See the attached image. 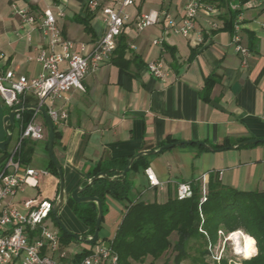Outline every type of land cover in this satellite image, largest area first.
Returning <instances> with one entry per match:
<instances>
[{"label":"crops","instance_id":"crops-1","mask_svg":"<svg viewBox=\"0 0 264 264\" xmlns=\"http://www.w3.org/2000/svg\"><path fill=\"white\" fill-rule=\"evenodd\" d=\"M87 1L0 0V71L13 69L27 77L41 72V64L33 56L46 45V39L35 23L23 25L16 8H28L36 15L46 9H62L65 16L58 17V25L63 35L91 48L105 32L106 23L101 6L91 9ZM181 2L135 0L126 8L131 20L122 33L128 41L127 65L109 60L84 76V89L72 88L68 99L47 100L48 105L68 112L65 121L55 122L54 152L65 178L66 202L59 214L70 231L89 234V225L75 212L78 205L71 193L96 171L117 177V170L125 168L130 157L174 141H204L215 147L264 138V0H252V6L241 9L243 43L249 46V32L257 38V49L246 58L235 51L232 33L222 29L226 7H217V3H213L215 13L203 9L197 16L196 32L201 33L202 41H197L196 35L188 38L173 32L168 19L137 28L138 17L154 10L167 9L179 20L188 0ZM113 3L102 0L103 5ZM86 13L91 16L89 30L76 19ZM156 38H162V43H154ZM154 59L163 60L165 77L156 78L149 72L147 62ZM209 77L214 81L207 89ZM26 103L38 104L37 96L28 93ZM10 110L0 95V141L6 138L3 119ZM36 119L44 126V137L27 140L32 152L26 164L46 173L39 176L36 187L28 186L5 200L6 205L23 212L43 200L53 203L59 192V178L52 171L48 152L49 129L40 112ZM10 131L7 150L20 134L19 120L15 119ZM5 159L6 152L0 150V170ZM148 171L159 184L150 183ZM211 175L236 189L264 190V142L215 151L183 144L144 155L138 167L126 174L130 185L127 197L108 194L105 204L108 201L120 210L122 218L124 207L133 202H165L176 195L179 183L207 185ZM121 202L124 204L119 206ZM119 218L112 219L117 227ZM63 248L74 258L82 251H91L95 244L72 241Z\"/></svg>","mask_w":264,"mask_h":264},{"label":"built area","instance_id":"built-area-1","mask_svg":"<svg viewBox=\"0 0 264 264\" xmlns=\"http://www.w3.org/2000/svg\"><path fill=\"white\" fill-rule=\"evenodd\" d=\"M252 0L245 3L229 0L232 10L238 11L234 20L232 44L236 52L249 56L250 50L243 43V16L241 9L252 6ZM113 4L103 5L102 0H88L89 8L101 6V12L106 23L105 32L94 42L91 48L84 43L77 44L63 35L58 25V17H64L62 9L53 12L46 9L36 15L28 8H16L23 25L36 24L37 29L46 39V45L41 46L33 56L41 64V72L36 76L27 77L17 74L13 69L0 71V95L9 107L26 104V95L33 93L38 98V105L43 106L54 122L65 121L68 118L66 109H57L47 100L54 98L68 99L72 88L84 89V76L90 71L98 70L102 64L111 60L118 45V38L125 26L130 22L131 15L126 11L135 0H113ZM215 13L216 8L211 0H188L179 20L172 18L167 9L144 13L136 20L138 29L157 25L161 20L168 19V27L184 37L197 36L202 41L200 32H196V19L201 10ZM216 25L215 22H212ZM31 39L30 34H27ZM154 43H162V38H156ZM147 68L152 76L163 78L167 68L161 59L147 62ZM34 111L26 121L23 110H19L15 119L20 122V134L17 140L6 152L5 162L0 170V264H120L117 252L112 247V239L100 243L79 261L68 255L60 240L59 229H49L46 219L52 209V202L41 201L28 212L5 204V200L24 191L28 186L36 187L39 176L46 170H38L21 159L22 143L25 140H39L44 137V126L38 122ZM152 185L159 184L155 174L147 172ZM203 197L206 199L207 185H202ZM192 195L190 182H181L176 189V196L183 199ZM221 234V231H219ZM215 257L219 258L215 249Z\"/></svg>","mask_w":264,"mask_h":264},{"label":"trees","instance_id":"trees-1","mask_svg":"<svg viewBox=\"0 0 264 264\" xmlns=\"http://www.w3.org/2000/svg\"><path fill=\"white\" fill-rule=\"evenodd\" d=\"M211 1L217 3V7H226L222 29L233 33L234 20L238 11L230 8L229 0ZM247 1L240 0L241 3ZM90 17V13H86L77 16L76 19L84 24L86 30H89ZM248 36L249 50H256L257 38L252 32H249ZM127 48V38L121 34L111 58L112 62L125 67L128 63L125 58ZM213 81L211 77L207 79V89L211 87ZM33 113L34 110H23L25 120L28 121ZM13 127L11 126L10 130ZM56 135L55 129V137ZM28 142L25 140L22 143L20 155L24 163H27L32 152ZM200 147L206 149L203 146ZM143 158L144 156L136 159L130 169L137 168ZM51 166L52 171L58 175L52 160ZM97 173L98 171L93 175ZM85 184L86 182H83V185ZM190 184L192 195L189 197L179 199L175 195L170 196L165 202L136 201L126 206L112 239V247L118 254L120 264L143 263L148 257L157 260L169 249L174 253V264H182L186 259L190 260V264H264V190L236 189L223 184L217 176L211 175L207 184L206 199L202 201V184L197 181H191ZM129 186L126 177L123 181L118 179L109 181L99 177L82 192V195L100 197L104 213L106 196L111 194L115 198L124 199L127 197ZM72 201L78 205L75 212L89 225V234H92L97 218L96 203L89 202L86 207H80L81 205L73 198ZM49 216L58 227L60 240L64 245L79 241L58 225L52 212ZM101 228L102 223L100 230ZM237 230L255 239L257 253L251 259L244 257L239 262L230 261L223 253L216 258L215 247L218 240ZM173 235L175 238L172 237ZM88 252L85 250L78 253L75 260L79 261Z\"/></svg>","mask_w":264,"mask_h":264},{"label":"water","instance_id":"water-1","mask_svg":"<svg viewBox=\"0 0 264 264\" xmlns=\"http://www.w3.org/2000/svg\"><path fill=\"white\" fill-rule=\"evenodd\" d=\"M19 110L38 111L44 117V119L47 123L48 129H49L48 152H49L50 158H51L54 166L57 169L58 178H59V192H58V196H57L56 200L52 204L51 212L54 216L55 221L58 223V225L67 234H70V235L74 236L76 239H78L79 241H83L87 244H95L98 240L99 230H100V226H101L103 215H104V213H103V202H102V199L98 196L82 195V192L87 187L92 185L96 181V179H98L99 177H103L109 181H112L115 179L123 181L126 177L127 172L130 170L131 165L133 164V162L136 159H138L144 155L155 154V153L161 152L164 149L171 148V147L178 146V145L196 144L199 146H203L206 149L215 151V150H222V149H232V148L242 146V145L264 142V138H253V139L242 140V141H239V142L232 144V145L217 148V147H214V146H212V145H210L204 141H191V140L174 141L171 143L164 144V145L158 147L157 149L142 150V151L138 152L137 154H135L134 156L130 157L128 159L127 166H125V168H123L122 170H120V169L117 170L118 174H119L117 177L110 176L104 171H99L97 174H95V175L87 178L86 180H84V182H86L85 185H83V183H81L71 193V197L75 200L76 203L81 204V203L95 202L96 206H97V218H96V222H95L94 232L92 234H80V233H74V232L70 231L68 229V227L66 226V224L62 221L60 214H59L60 210L62 209V207L64 206V204L66 202L65 178H64V172H63L62 165H61L60 161L58 160V158L54 152L55 122L53 121L51 116L48 114L47 110L43 106H40L38 104H28V103L19 104V105L12 107L9 114L5 115L4 119H3L4 129L6 132V138L4 140L0 141V150L1 151L7 150V146L10 143L11 138H12V132L10 131V127L15 126V115Z\"/></svg>","mask_w":264,"mask_h":264},{"label":"rangeland","instance_id":"rangeland-1","mask_svg":"<svg viewBox=\"0 0 264 264\" xmlns=\"http://www.w3.org/2000/svg\"><path fill=\"white\" fill-rule=\"evenodd\" d=\"M183 1L184 0H182V2ZM27 191L31 193V190H27ZM125 203H128V202H125ZM86 204L87 203H81L80 205L85 206ZM122 204L124 203L121 202L119 206H121ZM105 205H106V209L104 211V220L102 221V228L99 232V237H100L99 242H102V243H106L109 239H112L113 236L115 235L117 224L112 222L113 217L121 218L120 210L112 208V206L109 205L108 201H106ZM125 210L126 208L124 207V212ZM46 224L49 229H58L54 220L51 217L47 219ZM172 237L175 238V235H173ZM242 237L243 236H238L240 242L243 241ZM99 244L100 243L95 244V247H97ZM255 248H256V244H255ZM215 249L217 250L218 254H221V253L225 254L229 258L230 261L239 262L242 258L245 257L244 254L237 253L235 251V245L233 244V239H230V234L223 239L220 238L216 244ZM173 257H174V253L171 251V249H169L157 260H153L151 257H148L143 263L133 262L132 264H174ZM182 264H190V260L186 259L182 262Z\"/></svg>","mask_w":264,"mask_h":264},{"label":"clouds","instance_id":"clouds-1","mask_svg":"<svg viewBox=\"0 0 264 264\" xmlns=\"http://www.w3.org/2000/svg\"><path fill=\"white\" fill-rule=\"evenodd\" d=\"M238 236H244V241H245V245H244V248L241 249L239 247V241L236 240V237ZM231 239L233 240H236V247H235V250L237 252H241L243 251L244 253V256L246 259H251L253 255H255L257 253V249L254 247L255 246V239L251 236H248V235H245L243 233V231H236V232H233L231 234Z\"/></svg>","mask_w":264,"mask_h":264},{"label":"bare ground","instance_id":"bare-ground-1","mask_svg":"<svg viewBox=\"0 0 264 264\" xmlns=\"http://www.w3.org/2000/svg\"><path fill=\"white\" fill-rule=\"evenodd\" d=\"M234 232H236V231H234ZM233 233V232H232ZM232 233H230V237H231V234ZM245 235H248V236H250L249 234H246V233H244ZM243 239V241L242 242H240V240H239V238L238 237H236V240H238L239 241V247L241 248V249H243L244 248V245H245V241H244V236L242 237ZM231 239V238H230ZM236 240H233V244L235 245V247H236ZM255 247V246H254ZM236 251V250H235ZM237 252V251H236ZM237 253H242V254H244L243 253V251H241V252H237Z\"/></svg>","mask_w":264,"mask_h":264}]
</instances>
